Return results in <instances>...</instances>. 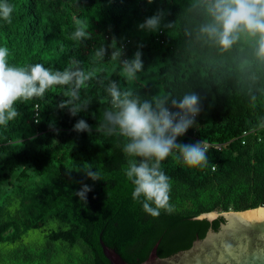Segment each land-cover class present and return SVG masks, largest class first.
<instances>
[{"label": "trees", "instance_id": "1", "mask_svg": "<svg viewBox=\"0 0 264 264\" xmlns=\"http://www.w3.org/2000/svg\"><path fill=\"white\" fill-rule=\"evenodd\" d=\"M4 2L14 9L10 22L0 18L9 66L79 67L93 78L74 102L82 109L76 116L58 107L72 86L54 85L43 97L17 101L19 115L0 125V264H109L100 241L127 263L141 264L155 245L159 258L171 256L224 221L195 219L201 214L264 207V61L254 56L252 41L224 51L201 35L204 0ZM157 10L165 13L160 29L140 30ZM78 19L89 39H72ZM114 37L122 60L142 52L144 68L133 83L118 60L95 56ZM112 82L141 101L201 97L196 125L178 142L207 143V163L190 167L176 150L161 161L171 213L153 217L144 212L143 197L132 198L125 170L130 159L141 158L129 157L126 138L103 127ZM80 119L91 132L73 130ZM84 169L97 171L100 180ZM84 184L92 189L86 203L75 195Z\"/></svg>", "mask_w": 264, "mask_h": 264}, {"label": "clouds", "instance_id": "2", "mask_svg": "<svg viewBox=\"0 0 264 264\" xmlns=\"http://www.w3.org/2000/svg\"><path fill=\"white\" fill-rule=\"evenodd\" d=\"M147 2L151 4L153 0ZM203 6L208 19L201 25L200 33L207 41L224 51L230 50L242 39L252 41L254 56L264 61V0H204ZM13 10V6L7 2L0 3V18L10 22ZM164 15L163 10H157L138 28L156 32L161 27ZM76 25L72 39H89L87 26L79 19ZM166 27H171V22ZM106 55L123 65L128 79H134L136 73L144 68L140 50L131 59H121L123 50L117 46L115 37L110 45H102L95 52L99 59H104ZM7 57L8 49L0 47V125L6 126L19 115L14 106L17 101L43 97L54 85L72 86L68 91L70 99L62 100L58 107L68 108L72 116L81 112V106L74 102L80 98V89L93 78L92 72H85L79 67L53 72L42 64L28 68L9 66ZM107 91L111 97V109L104 113L103 127L109 134L118 131L126 138L123 151L129 157L141 158L139 161L130 159L125 170L127 178L134 185L132 198L140 200L143 197V210L153 217H158L161 210L171 213L173 206L169 203V177L161 170V161L173 150L178 151L183 162L190 167L202 166L208 159L207 145L203 141L194 144L178 142V137L184 136L197 123L196 117L201 112L200 95L191 92L180 99L164 95L141 101L130 90L122 92L115 82L110 84ZM73 130L91 132V126L80 119ZM99 130L97 127L96 131ZM84 173L92 181L100 180L97 171L84 169ZM91 190V186L84 184L75 191V195L86 203L87 193Z\"/></svg>", "mask_w": 264, "mask_h": 264}, {"label": "water", "instance_id": "3", "mask_svg": "<svg viewBox=\"0 0 264 264\" xmlns=\"http://www.w3.org/2000/svg\"><path fill=\"white\" fill-rule=\"evenodd\" d=\"M223 218L218 230L209 228L202 239L171 256L159 258L157 245L141 264H264V207L245 211L209 212L196 217L212 222ZM109 264H129L100 241Z\"/></svg>", "mask_w": 264, "mask_h": 264}, {"label": "built area", "instance_id": "4", "mask_svg": "<svg viewBox=\"0 0 264 264\" xmlns=\"http://www.w3.org/2000/svg\"><path fill=\"white\" fill-rule=\"evenodd\" d=\"M207 145V147H209V145L207 143H205ZM214 149H216L217 151H220L221 150V146L220 145H215L213 146Z\"/></svg>", "mask_w": 264, "mask_h": 264}, {"label": "rangeland", "instance_id": "5", "mask_svg": "<svg viewBox=\"0 0 264 264\" xmlns=\"http://www.w3.org/2000/svg\"><path fill=\"white\" fill-rule=\"evenodd\" d=\"M138 79V76H135L134 79H130V83H133L134 80Z\"/></svg>", "mask_w": 264, "mask_h": 264}]
</instances>
